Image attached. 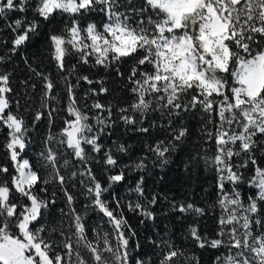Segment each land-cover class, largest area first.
Listing matches in <instances>:
<instances>
[{"label": "snow or ice", "instance_id": "6c2138e0", "mask_svg": "<svg viewBox=\"0 0 264 264\" xmlns=\"http://www.w3.org/2000/svg\"><path fill=\"white\" fill-rule=\"evenodd\" d=\"M41 37L56 77L23 57L40 79L39 107L26 118L29 102L16 98L6 67ZM83 66L111 70L120 87ZM0 68V264H264V0H0ZM101 94L113 99L102 103ZM192 121L199 143L188 163L212 171L208 208L219 215L209 228L208 208L169 201L187 221L183 240L166 228L146 238L155 258L134 257L142 245L125 210L147 226L161 198L132 174L184 151ZM42 126L31 163L26 150ZM118 126L149 138L143 155L133 158L123 133L102 143ZM77 184L83 215L69 191ZM123 185L127 196L116 192ZM58 191L65 207L49 228L40 222ZM89 211L101 222L89 227Z\"/></svg>", "mask_w": 264, "mask_h": 264}, {"label": "trees", "instance_id": "16d2710c", "mask_svg": "<svg viewBox=\"0 0 264 264\" xmlns=\"http://www.w3.org/2000/svg\"><path fill=\"white\" fill-rule=\"evenodd\" d=\"M6 36V33H5ZM27 56L31 67L35 68L37 71H42L44 73H52L56 77V69L54 62L51 61L49 53L46 48L43 37L40 38L39 42L33 40L30 45H26L24 50L20 53L19 56H13L12 62H10L6 70L12 72V86L15 89L17 96L16 98H23L29 103L27 105V111L22 112L26 118H30L31 112L34 108L39 107V96H40V79L35 76L29 69L28 65L23 63V57ZM69 59V64L75 63V60L71 57ZM130 66V62L124 64L123 70H127ZM0 70H5L0 68ZM82 74H90L93 79H99L101 77L105 78L106 85L111 89H116L120 87V84L117 82V79L111 70L104 71L101 68H92L89 70L88 66H83L80 69ZM27 79L28 84L24 85L21 81ZM35 83L37 85L36 89L31 87V84ZM89 86L83 84L82 88H78L77 92L82 97L83 92ZM118 94V93H117ZM102 103H106L109 100H112L113 97L110 94H101L99 97ZM91 104V100L87 101ZM60 121H56L57 127L54 131L59 130ZM190 126L193 130V135L185 146L184 151H177L171 157L170 163L165 167L161 168L159 166H152L149 164V168L143 173H133L132 176L138 177L143 175L145 177V192L148 195L158 194L161 198L160 204L157 206V220L155 222L149 221L148 225H140L138 223L139 218L131 213L126 211V216L129 219V222L136 228L139 235L133 241V244L138 241L142 248L137 252L133 250V256L147 259L149 256H153V248L149 244L148 239L154 238L158 233L163 234L164 230L167 228L170 231L175 232V237L177 243L180 240H183V225L187 221H182L179 216L175 213H172L168 209L169 201L183 202L185 200L191 202L195 201L199 206H204L208 208L214 200V187H213V173L210 169L206 168L203 163L200 164H189L188 156L189 154L194 155V146L199 143L198 133L196 132L197 124L195 121L190 122ZM123 133V138L121 142L127 141L128 144L132 146L131 151L133 158L143 155L144 143L146 141L151 142L148 137L142 136L133 131H125L122 126H118L116 133L112 137H103L102 143L106 146L110 145L111 140L117 139L120 134ZM43 134V126L40 131L34 130L32 132L33 142L29 145L26 150L25 158L29 159L31 163H36L38 160V152L40 150V136ZM2 139V137H0ZM127 160V157L124 158ZM4 157L2 150H0V162H3ZM38 166V165H37ZM190 169V170H189ZM134 184V181H133ZM129 185L117 186L116 192L122 196H127L126 188ZM56 185L53 184L50 186V191L55 189ZM69 191L76 197L75 206L80 210L81 214H84V204L87 203L85 195L81 189V186L77 184L76 187H70ZM63 193L57 192V203L50 210V215H46L44 220L40 223L44 224L46 227H58L60 219L59 209L65 207V201L62 198ZM162 211H168V216L165 217ZM219 215V209L208 208L207 215L203 219L202 224L211 228L213 226V217ZM86 222L89 227L95 226L100 223V217L89 211L86 216ZM40 225H37L39 227ZM53 235V239H55ZM204 257L207 258L212 255L211 252H204ZM153 258H155L153 256ZM204 264H208V260L205 259Z\"/></svg>", "mask_w": 264, "mask_h": 264}]
</instances>
